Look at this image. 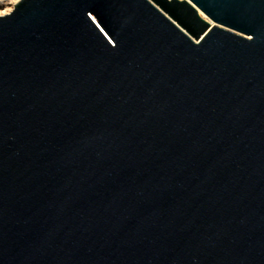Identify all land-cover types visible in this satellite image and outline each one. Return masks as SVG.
Returning <instances> with one entry per match:
<instances>
[{
	"label": "water",
	"instance_id": "1",
	"mask_svg": "<svg viewBox=\"0 0 264 264\" xmlns=\"http://www.w3.org/2000/svg\"><path fill=\"white\" fill-rule=\"evenodd\" d=\"M0 264H264V0L0 14Z\"/></svg>",
	"mask_w": 264,
	"mask_h": 264
},
{
	"label": "bare ground",
	"instance_id": "2",
	"mask_svg": "<svg viewBox=\"0 0 264 264\" xmlns=\"http://www.w3.org/2000/svg\"><path fill=\"white\" fill-rule=\"evenodd\" d=\"M17 0H12V5L16 2ZM11 6L8 7L7 9H0V14H5L11 10ZM201 14V13H200ZM202 15V14H201Z\"/></svg>",
	"mask_w": 264,
	"mask_h": 264
},
{
	"label": "rangeland",
	"instance_id": "3",
	"mask_svg": "<svg viewBox=\"0 0 264 264\" xmlns=\"http://www.w3.org/2000/svg\"><path fill=\"white\" fill-rule=\"evenodd\" d=\"M12 0H7V3L4 5H0V9H7L8 7H12V5H9V2H11ZM12 9V8H11Z\"/></svg>",
	"mask_w": 264,
	"mask_h": 264
},
{
	"label": "built area",
	"instance_id": "4",
	"mask_svg": "<svg viewBox=\"0 0 264 264\" xmlns=\"http://www.w3.org/2000/svg\"><path fill=\"white\" fill-rule=\"evenodd\" d=\"M7 3V0H0V5H4ZM9 5H12V1L9 2ZM13 6V5H12Z\"/></svg>",
	"mask_w": 264,
	"mask_h": 264
}]
</instances>
